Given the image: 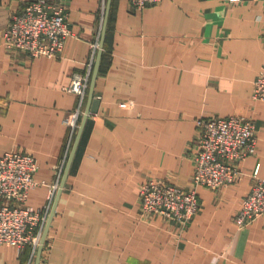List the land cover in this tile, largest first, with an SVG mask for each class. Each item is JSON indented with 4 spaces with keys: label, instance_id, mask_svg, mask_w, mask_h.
I'll return each instance as SVG.
<instances>
[{
    "label": "crops",
    "instance_id": "obj_1",
    "mask_svg": "<svg viewBox=\"0 0 264 264\" xmlns=\"http://www.w3.org/2000/svg\"><path fill=\"white\" fill-rule=\"evenodd\" d=\"M28 1L0 0V156L36 158L34 179L44 184L26 206L37 210L67 154L64 120L78 106L64 88L85 69L106 0H47L65 8L72 35L59 58L36 59L8 53L2 39ZM102 55L99 107L85 123L40 264H264V215L243 228L233 223L255 171L264 179V104L251 99L264 66V0H161L142 11L111 0ZM232 115L252 118L257 135L235 184L199 189L182 234L140 219L143 183L188 186L195 120ZM24 252L0 246V264H24Z\"/></svg>",
    "mask_w": 264,
    "mask_h": 264
},
{
    "label": "built area",
    "instance_id": "obj_2",
    "mask_svg": "<svg viewBox=\"0 0 264 264\" xmlns=\"http://www.w3.org/2000/svg\"><path fill=\"white\" fill-rule=\"evenodd\" d=\"M238 1V0H230ZM161 0H129L133 10L142 11ZM72 35L64 7L47 0H32L9 17L3 30V46L8 53L22 52L29 59L59 58L65 41ZM100 32L91 44V54L83 73H77L65 91L78 97V106L64 120L69 128L67 154L57 178L49 186L45 205L37 210L26 206L29 192L39 185L34 179L38 165L27 152L9 150L0 156V246L18 252L30 249L29 264L36 255L49 212L59 188L64 165L79 126L90 77L99 48ZM252 101L264 104V66L253 83ZM127 108V103H120ZM257 135L252 118L244 115L228 117L208 116L195 120V133L188 153L192 161V175L186 188L168 181L150 179L139 188L140 219L159 220L175 227L182 234L198 209V191H216L235 184L240 165L256 155ZM254 173L249 191L240 202L233 223L237 228L251 224L264 215V179Z\"/></svg>",
    "mask_w": 264,
    "mask_h": 264
},
{
    "label": "water",
    "instance_id": "obj_3",
    "mask_svg": "<svg viewBox=\"0 0 264 264\" xmlns=\"http://www.w3.org/2000/svg\"><path fill=\"white\" fill-rule=\"evenodd\" d=\"M110 6H111V0H106L103 24H102V28H101V35H100V41H99V48H98V51L96 53L94 66H93L91 77H90V83H89V89H88V95H87V103H86L85 109L83 111L82 118L80 120L77 132L75 134L73 143L71 145V148H70V151H69L64 169H63L59 188L55 194V197H54V200H53L50 212H49V216L47 218V221H46V224H45V227H44L41 239H40V243H39V246L37 248L34 264H40L42 250H43V247L46 243L47 235L49 233V229H50V226H51V223H52L55 211H56L57 203H58L62 188L65 184L67 175L69 173V170H70L75 152L77 150V147H78V144H79L85 123L87 121V118L90 114L96 113L98 110V107H99V101L94 97V87H95L96 79H97V76L99 73L101 57L103 54L104 37H105V33H106V28H107V21H108Z\"/></svg>",
    "mask_w": 264,
    "mask_h": 264
},
{
    "label": "rangeland",
    "instance_id": "obj_4",
    "mask_svg": "<svg viewBox=\"0 0 264 264\" xmlns=\"http://www.w3.org/2000/svg\"><path fill=\"white\" fill-rule=\"evenodd\" d=\"M67 157H68V156H67ZM61 177H62V176H61ZM139 218H140V212H139ZM46 247H47V243H45V245H44V247H43V250H42V253L44 252V250L46 249ZM36 252H37V250H36ZM21 253H22V252H21ZM35 256H36V255H35ZM35 256H34L33 261L30 262V264H34ZM41 257H42V255H41ZM24 264H29V259H27V260L25 261Z\"/></svg>",
    "mask_w": 264,
    "mask_h": 264
},
{
    "label": "trees",
    "instance_id": "obj_5",
    "mask_svg": "<svg viewBox=\"0 0 264 264\" xmlns=\"http://www.w3.org/2000/svg\"><path fill=\"white\" fill-rule=\"evenodd\" d=\"M103 56V55H102ZM101 61H102V57H101ZM100 66H101V62H100ZM101 68V67H100ZM24 260L26 261L28 258H29V254H30V249L27 248L25 249V252H24Z\"/></svg>",
    "mask_w": 264,
    "mask_h": 264
}]
</instances>
